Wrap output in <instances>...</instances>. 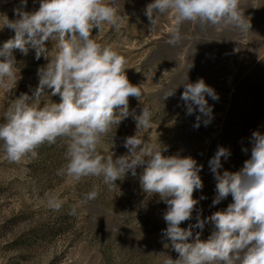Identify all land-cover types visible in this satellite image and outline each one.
Returning <instances> with one entry per match:
<instances>
[{"label":"rangeland","instance_id":"374dc122","mask_svg":"<svg viewBox=\"0 0 264 264\" xmlns=\"http://www.w3.org/2000/svg\"><path fill=\"white\" fill-rule=\"evenodd\" d=\"M151 2L119 0L124 17L121 26L104 25L91 34L126 58L130 83L141 85L142 97H129V111L140 115L144 105L152 110V127L144 130V139L166 145V156H191L203 165L199 173L203 187L194 190L193 197L206 198L195 206L193 219L182 222L181 227H187L195 223L197 211L202 218L208 217L232 202L229 194L212 205L216 181L208 161L218 147L231 152L226 161L222 158L220 171L235 172L250 156L252 133H264V0H240L250 29L185 21L180 26L182 38L175 45L168 43L173 23L169 14L157 16L151 31L144 14ZM16 7L19 0H0V15L14 20ZM38 8L39 0H28L24 10ZM14 34L7 26L0 29V45ZM46 46L51 58L54 42L46 41ZM13 55L21 78L11 89L0 87V120L21 93L32 95L30 89L38 84L37 70L48 62L43 56L37 60L31 48L27 55L14 49ZM200 78L214 88L219 99L206 96L213 106L212 120L196 128V114H185L180 96L185 83ZM174 87L175 94L163 99ZM60 99L58 94L45 93L41 104L59 103ZM135 133L136 122L130 115L103 137L98 150L102 155L112 152L113 159L125 155L124 140ZM244 148L248 151H242ZM65 150L66 140L58 138L55 144L39 146L34 156L11 162L0 147V264H165L168 256L178 258L170 241L162 236L161 230L167 227L163 219L167 205L158 195L143 192L139 183L142 167L137 168L136 176L129 173L109 189L102 178L76 181L58 175L66 163ZM93 185L99 186L98 196L84 200ZM51 197L63 201L59 211L48 207ZM73 208L75 215L71 214ZM212 229L206 224L201 239Z\"/></svg>","mask_w":264,"mask_h":264},{"label":"clouds","instance_id":"9594fccd","mask_svg":"<svg viewBox=\"0 0 264 264\" xmlns=\"http://www.w3.org/2000/svg\"><path fill=\"white\" fill-rule=\"evenodd\" d=\"M27 3L19 0V7L13 9L14 20L0 15L4 17L0 29L7 26L15 33L0 45V87L11 89L21 78L14 49L24 55L34 49L37 60L43 56L48 62L37 70L38 84L30 89L32 95L21 93L0 120V147L5 158L19 162L34 156L39 146L63 138L66 163L57 174L76 181L102 178L109 189L129 173L136 176L137 168L142 167L139 183L143 192L158 195L167 205L163 213L167 227L161 230L162 236L170 241L178 258L168 256L165 264H264V133H252L250 156L235 172L220 171L222 158L226 161L231 152L218 147L208 161L216 181L212 205L229 194L232 202L208 217L202 218L197 211L195 223L181 227L182 222L193 219L195 206L206 198L193 197L194 190L203 187L199 175L203 165L191 156H166V145L144 139L142 133L152 127L153 112L148 106L144 105L140 115L130 113L129 97L140 99L142 87L130 83L126 58L91 34L104 25L116 29L121 26L124 17L119 0H39L38 10L32 12L24 10ZM239 4L240 0H152L144 14L151 31L157 16L169 14L173 23L168 43L175 45L182 38L180 26L185 21L250 29ZM49 40L55 47L51 58L46 46ZM175 90L169 88L163 99L173 96ZM45 93L58 94L60 102L41 104ZM206 96L213 101L219 99L203 78L184 84L180 100L186 115L196 114V128L212 120L213 106ZM130 115L136 122V133L124 140L127 154L116 159L112 152L102 155L98 149L103 137ZM98 194L99 186L93 185L84 200H93ZM62 205L56 197L48 200L51 210L59 211ZM71 214H76L75 208ZM206 224L213 229L201 239Z\"/></svg>","mask_w":264,"mask_h":264}]
</instances>
